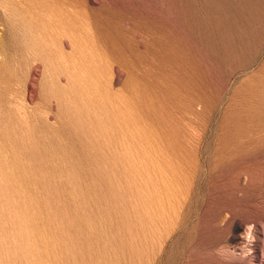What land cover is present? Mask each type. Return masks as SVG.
<instances>
[{
    "label": "rangeland",
    "instance_id": "1",
    "mask_svg": "<svg viewBox=\"0 0 264 264\" xmlns=\"http://www.w3.org/2000/svg\"><path fill=\"white\" fill-rule=\"evenodd\" d=\"M262 226L264 0H0V264H264Z\"/></svg>",
    "mask_w": 264,
    "mask_h": 264
},
{
    "label": "clouds",
    "instance_id": "2",
    "mask_svg": "<svg viewBox=\"0 0 264 264\" xmlns=\"http://www.w3.org/2000/svg\"><path fill=\"white\" fill-rule=\"evenodd\" d=\"M241 196H243V193L240 194ZM264 227V226H262ZM255 228V225H247L246 226V229H245V233L243 234V238L248 242V243H253L255 242V237L253 235V230ZM224 249V246L223 245H220L215 251H216V254L218 256L221 255L222 251ZM250 254V253H249ZM262 262H264V252H262Z\"/></svg>",
    "mask_w": 264,
    "mask_h": 264
}]
</instances>
